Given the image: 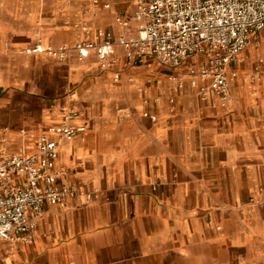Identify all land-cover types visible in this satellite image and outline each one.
<instances>
[{
	"label": "crops",
	"instance_id": "crops-1",
	"mask_svg": "<svg viewBox=\"0 0 264 264\" xmlns=\"http://www.w3.org/2000/svg\"><path fill=\"white\" fill-rule=\"evenodd\" d=\"M134 11L132 0H0V155L35 152L69 113L85 128L54 163L57 184L80 193L43 206L31 243L0 241V264H264V79L249 81L246 62L231 67L222 106L190 86L197 57L131 66L117 47L104 69L93 51L24 53L98 31L134 37Z\"/></svg>",
	"mask_w": 264,
	"mask_h": 264
},
{
	"label": "built area",
	"instance_id": "built-area-1",
	"mask_svg": "<svg viewBox=\"0 0 264 264\" xmlns=\"http://www.w3.org/2000/svg\"><path fill=\"white\" fill-rule=\"evenodd\" d=\"M132 1L133 20L137 23L134 37H114L110 32L98 31L99 41L87 38L72 48L37 43L24 53L46 54L64 61L71 50L78 60L93 51L104 69L111 66L117 47L131 66L155 62L179 67L197 57L199 64L188 75L190 86H198L201 96L214 93L225 106L230 100L228 80L236 76L231 67L241 62L242 53L249 48L263 47L264 51V0ZM116 22L126 26L121 17ZM259 78L256 66L253 80ZM72 116L69 113L62 122L42 131L35 152L0 155V241L9 246L32 242L36 219L45 204H63L80 193L73 186L57 184L62 173L54 166L59 144L85 132L84 127L70 123ZM82 194L90 201L91 193Z\"/></svg>",
	"mask_w": 264,
	"mask_h": 264
},
{
	"label": "rangeland",
	"instance_id": "rangeland-1",
	"mask_svg": "<svg viewBox=\"0 0 264 264\" xmlns=\"http://www.w3.org/2000/svg\"><path fill=\"white\" fill-rule=\"evenodd\" d=\"M248 52H250L252 55V60L250 62L245 58V56L248 54ZM245 62H246V65H248L247 68H248V70L250 72V76H251V78H249V81L251 79H253V72L255 71L256 66H259V70H260V74H261L260 78H259V80L254 79L252 81H254V83L258 82V81L262 82L264 79V63H263L264 62V51H263V47H258L257 50H255L253 48L249 49L247 52H245L243 54V56H241V63L240 62L237 63V66H239V65L242 66V63H245ZM181 79L187 80V78H185V77H181Z\"/></svg>",
	"mask_w": 264,
	"mask_h": 264
}]
</instances>
